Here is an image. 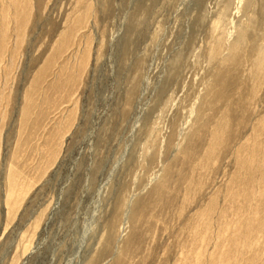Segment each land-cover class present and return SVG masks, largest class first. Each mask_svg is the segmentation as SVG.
<instances>
[{"label": "rangeland", "instance_id": "rangeland-1", "mask_svg": "<svg viewBox=\"0 0 264 264\" xmlns=\"http://www.w3.org/2000/svg\"><path fill=\"white\" fill-rule=\"evenodd\" d=\"M77 1L30 0L17 50H0V264H264V79L246 96L244 62L228 101L197 115L211 24L229 2L233 41L248 0H84L90 14L68 34ZM223 113L224 142L206 163ZM11 160L25 187L7 215ZM255 211L241 256L228 258L233 222Z\"/></svg>", "mask_w": 264, "mask_h": 264}, {"label": "bare ground", "instance_id": "bare-ground-1", "mask_svg": "<svg viewBox=\"0 0 264 264\" xmlns=\"http://www.w3.org/2000/svg\"><path fill=\"white\" fill-rule=\"evenodd\" d=\"M29 1L30 0H0V50L1 51L2 50H7V51L10 52L11 55H14L15 51L17 50L16 49L17 48V46H16L17 45V43H16L17 39L21 38V36L23 35L24 26L26 25V23L29 20L28 16H29V12L31 10V3H29ZM77 2H78L79 9L81 10V13L79 15L75 16V19L73 20L71 25L67 26L66 29H67V33L68 34L71 33V30H74L73 29L74 26L77 27L78 25H82L83 21L90 14L91 8H90V4L89 3L87 4L84 0H78ZM224 4L225 5L222 7V10L220 11L219 16L215 20H213V22L211 24V27H210L211 28L210 37H209V43L210 44H209V47H208L207 52H206V58H208V63L213 67V68H211V69H213V74L211 76L212 79L207 84L206 93H204L203 97L201 98L202 106L200 108H198V112H197L198 114L197 115H199V113L202 111V109H203L202 107H203L204 104H207L208 108H213L214 107V103L217 102V100H219L220 102L222 100H224V102L228 101V100H226V98H227L226 96H229V94L231 95V92L232 91L234 92L235 87L239 85L240 73H241L240 71L242 70L244 62H246V61L248 62L249 61L248 81L251 84L250 88L246 87L247 84L249 83L247 80L246 81L248 83L247 84L245 83L246 86L244 84V87H246V89H245L246 96H248L249 98H250V96H254L256 94L258 88H259L258 87L259 84L264 79V35H262V34L259 35L260 31H262L263 28H264V4L263 3L260 4V2H259L260 9L257 10V8H259L258 5L256 7V11H259L258 13L254 12L255 11V6L254 5L258 4L257 0H248L247 3L244 4L245 7L242 8V11L245 10V12H246V11H248V8H250V10L247 13H245V15H244L245 19L242 20L241 25L236 29V32L234 34L236 36H235L234 40L230 41V42H228L229 41V35L227 33H225V28H226V25L230 21L229 9L231 7L229 8V6H230L229 2H225ZM252 6H254L253 14L254 13L257 14L256 17H254V15H250V14H252L251 13L252 12L251 11V7ZM242 7H243V5H242ZM228 27L229 26H227V28ZM10 37H14L15 42H14V45L11 46L8 49V42L7 41H8V39ZM247 47H248V49H247ZM13 59H14V56H13ZM8 66L10 67V65H8ZM210 72H212V70ZM242 88L243 87H241V89ZM235 92H237V91H235ZM239 92H240V90H239ZM31 93H32V91L27 92V94L25 96V100H24V106L22 107V110H23L22 111V116H25V117L28 115L29 112H31V108L35 104ZM241 95H243L240 98V99H242V101L240 102V99H238L236 101V103H234L235 107H237V108L240 107V105L245 106L244 99H246L247 97L244 94H242V93H241ZM0 100H2V99L0 98ZM231 102H233V101L231 100ZM230 103H228V105ZM234 105H233V107H234ZM230 107H232V106H229V108ZM228 112H229V110H228ZM30 114H33V113H30ZM228 114H230V112ZM0 115H1V113H0ZM26 119H28V118H26ZM25 123H27V122H25ZM227 123H228L227 118L225 116V113H223L220 116H218L217 118H215L214 121H212V123L210 124V127L208 129L209 140H208V144H207L206 151H205V156H207V160H208V158L210 156H212L216 152L215 151L216 148H219V147L222 146V144L224 142V138H225L224 131H225L226 127L228 126ZM260 125H261V127H263L262 130H264V119H262L260 121ZM254 128H255V126H254ZM251 138H252L251 140H253V137H251ZM255 141H257V140L255 139ZM263 142L264 141H262L260 143L262 144ZM249 145H248V147H249ZM257 145H259V143H257ZM249 149H250V147H249ZM260 149L262 150V148H260ZM256 151L257 150H254V153L251 154V156H249V158L245 157L246 160L245 161L242 160L243 162L240 163V164H242V167H243L244 170H248V169L251 170V169H253L255 167L256 164H258L257 163L258 156L255 153ZM211 158L212 157H210L209 160H211ZM17 159H18V157H17ZM209 160L206 161V163H208ZM14 161H15V159H14ZM202 163H203V165H205V162L202 161ZM17 164H15L13 162V160H11L9 162L7 170H6V172H7L6 176H5L6 192L4 193L3 202H5L7 215H9L11 212H13L16 209L17 204L19 203L18 199L21 196V194H23L22 192H23L24 187H25V186H22L23 180L20 178L21 177V174H20L21 171H19L17 169V166H18ZM208 166H210V165H208ZM255 173H254V175H255ZM253 183H254V181H253ZM190 188H191V186H190ZM184 190H185V188H184ZM186 192H187V190H186ZM253 196H255V195L253 194ZM202 216H203V214H202ZM257 217H258V213L256 211L255 212H250L248 214V217L245 219V222H243L241 220L239 221L237 219H236V221L233 222V227L231 228V229H233L232 242L229 244V246H227L228 247L227 248L228 249L227 252L229 254H226V255L228 256V258H230V259L231 258H236V257L238 258V256H241L239 250H242V252H243V248L240 247L239 243L237 242V237L240 234V230L243 227V223L245 224V226L247 228L249 225H251V223L257 222V220H258ZM260 223L261 222H258V224H260ZM227 228H229V227H227ZM250 232H252V231H250ZM224 235H226V232H225V234H224V232H222V235L220 236V239H219L222 247H225V244H223L224 243ZM249 238H251V237H249ZM214 242H216V241H214ZM219 251H220V248H219ZM220 254H222V253H220ZM193 256L197 257L195 255H193ZM198 258H197V261H198ZM206 261H207V259H206ZM219 262H221V258L218 259L216 264H219Z\"/></svg>", "mask_w": 264, "mask_h": 264}]
</instances>
